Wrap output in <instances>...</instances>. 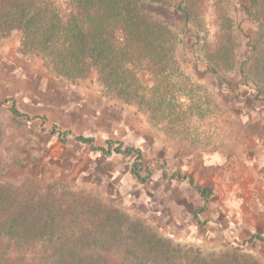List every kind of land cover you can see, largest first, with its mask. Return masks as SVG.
<instances>
[{
  "label": "rangeland",
  "instance_id": "obj_1",
  "mask_svg": "<svg viewBox=\"0 0 264 264\" xmlns=\"http://www.w3.org/2000/svg\"><path fill=\"white\" fill-rule=\"evenodd\" d=\"M54 1L68 7V0ZM185 4L151 3L155 13L167 16L174 58L163 99L149 74L141 104L105 95L96 78H57L40 58L31 61L21 52L20 30L0 37V183L21 185L33 178L43 186L83 190L204 255L235 250L264 264L259 237L264 238V100L242 73L261 28L250 16V0H191L190 19L181 13ZM57 86L106 98L103 108L115 122L114 135L142 150L144 181L131 170L133 157L66 145L67 135L63 143L43 132L35 117L13 112L20 101L14 92L37 89L47 99ZM196 186L211 190L208 199ZM6 242L7 237L0 252L10 255ZM48 246L14 250V257H25L27 264H60L62 256L41 258L40 250ZM70 248L73 255L93 251Z\"/></svg>",
  "mask_w": 264,
  "mask_h": 264
},
{
  "label": "trees",
  "instance_id": "obj_2",
  "mask_svg": "<svg viewBox=\"0 0 264 264\" xmlns=\"http://www.w3.org/2000/svg\"><path fill=\"white\" fill-rule=\"evenodd\" d=\"M154 1L162 8L171 3L68 0L65 9L54 0H0V37L20 30L21 52L29 60L40 58L57 78L72 82L96 78L105 95L125 103H143L149 88L143 80L150 74L163 99L164 89L169 87L168 65L174 58V34L166 14L151 9ZM190 1L184 0L186 4L181 7L186 19L191 17ZM250 3V16L259 23L262 36L264 0ZM261 36L252 39L249 63L242 73L264 100ZM224 50L223 44L219 51ZM217 61L216 67L221 64ZM12 110L21 113L15 104ZM76 139L107 156L117 153L133 157V174L145 180L140 148L112 139L105 146H94L93 137L80 135ZM196 187L208 199L211 190ZM6 237L5 246L11 252H0V264H27L25 257H14V250L27 252L35 244L49 245L40 250L41 258L62 256L60 264H255L249 255L235 250L204 255L162 236L107 200L83 190L68 192L53 185L43 186L33 178L21 185L0 183V249ZM73 246L93 251L73 255L67 251Z\"/></svg>",
  "mask_w": 264,
  "mask_h": 264
},
{
  "label": "crops",
  "instance_id": "obj_3",
  "mask_svg": "<svg viewBox=\"0 0 264 264\" xmlns=\"http://www.w3.org/2000/svg\"><path fill=\"white\" fill-rule=\"evenodd\" d=\"M2 62L6 63L5 60ZM73 91L65 86H57L55 89L50 88L52 98H48V93L45 99L42 90L41 94L37 89L35 91L20 89L14 92L15 96H20V101H14V104L26 117H35V120L40 121L39 127L43 132L51 133L53 138L56 137L63 143L67 137L66 145L81 144L93 153H102L94 150L90 144L77 140L76 136L93 137L94 146H105L108 139L123 141V138L114 135L115 122L108 121L106 117L103 108V101L106 98L100 96L99 92H80L81 95L79 93L75 95ZM19 103L21 107L18 106ZM114 154L122 155L113 153L111 156ZM206 210L202 209V212Z\"/></svg>",
  "mask_w": 264,
  "mask_h": 264
}]
</instances>
